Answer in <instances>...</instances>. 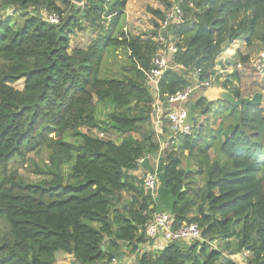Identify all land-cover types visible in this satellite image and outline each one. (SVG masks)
Segmentation results:
<instances>
[{"label":"trees","instance_id":"obj_1","mask_svg":"<svg viewBox=\"0 0 264 264\" xmlns=\"http://www.w3.org/2000/svg\"><path fill=\"white\" fill-rule=\"evenodd\" d=\"M152 1L162 9L149 11L161 20L174 0ZM126 2L0 0V264H57L58 251L80 264H108L124 248L137 254L136 264H239L234 254L264 264V104L196 100L190 133L171 138L160 156L153 198L143 176L161 144L145 71L160 44L151 38L157 29L151 36L125 30ZM180 7L183 21L169 28L178 49L159 98L209 80L242 97L233 83L242 79L238 62L250 67L248 55L216 59L238 40L264 47V0H182ZM86 30L90 42L69 49L70 35ZM120 49L128 68L102 77L107 56ZM218 63L233 66L223 81ZM18 81L21 89L13 86ZM261 81L264 88V71ZM98 106L109 110L104 122ZM40 150L50 152L49 165L34 173L49 178L30 182L11 169L17 157ZM143 156L150 157L138 165ZM155 212L170 213L174 227L197 224L201 238L142 248Z\"/></svg>","mask_w":264,"mask_h":264},{"label":"built area","instance_id":"obj_2","mask_svg":"<svg viewBox=\"0 0 264 264\" xmlns=\"http://www.w3.org/2000/svg\"><path fill=\"white\" fill-rule=\"evenodd\" d=\"M182 0H174L170 10L165 12L163 19L159 21V27L154 28L156 34L151 37L160 44L159 49L152 56L150 61V69L145 71L146 83L153 95L154 101L151 107V124L154 127L155 133L161 135L163 133L164 121L170 126L173 132L172 138H177L178 134H189V125H183V122L187 116V104L190 95L199 89H203L207 86L213 85L212 80L205 82H194L189 84L184 89L177 90L173 94L166 96V99L159 98L158 84L170 66V60L176 53L178 46L177 40L171 35L169 28L172 25L180 24L183 21V13L180 7ZM46 19L53 24L58 23L59 18L55 14H49ZM180 42V41H179ZM250 66L260 76L264 71V52L259 53L257 58H249ZM181 67L180 65H175ZM237 68H242L241 63L236 64ZM233 69V67H232ZM198 70L192 73V76L196 78ZM103 135V132L99 133V137ZM162 148L158 151L155 157L143 156L138 159V165H141L146 158H151L154 162V168L147 170L143 176V185L150 191L152 197L155 198L156 190L159 184L158 180V164L160 159V153ZM174 218L168 212H155L148 224L145 226V238L146 242L142 244V248L148 249L149 243L153 242L158 245L154 249L164 248L168 243L172 241H184L189 243L192 240H198L201 238V232L197 224L189 223L182 224L178 227H174ZM108 264H126L118 258H113Z\"/></svg>","mask_w":264,"mask_h":264},{"label":"rangeland","instance_id":"obj_3","mask_svg":"<svg viewBox=\"0 0 264 264\" xmlns=\"http://www.w3.org/2000/svg\"><path fill=\"white\" fill-rule=\"evenodd\" d=\"M78 4V3H76ZM149 8H162L160 4H158L155 1L152 0H127L125 4V30L131 34H140V35H146L151 36L152 32H154V28H157L155 24L158 25L160 20H157L153 14L149 11ZM92 32L91 31H84L79 32L75 31L73 34L69 37L70 42V48L79 46V47H85L92 38ZM230 49L234 51V54L232 58H230L228 55L231 54ZM228 52V53H224ZM264 52L263 44L260 40H255L250 46L246 45L245 41L238 40L230 45H224L222 52L217 56V61L221 62L225 59H233L236 58L238 54L248 55L249 58L255 59L259 55V53ZM228 54V55H227ZM129 63L127 60V55L124 50L120 49L114 53H109L107 56L104 65L101 70V76L102 77H118L122 73L125 72V70L128 68ZM232 67L230 66L226 69H222L220 66V63L216 66V73L221 74L219 79L220 81H223L226 78L227 74L232 73ZM242 72V79L241 81L233 83V85L239 87V91L242 96H251L253 92L255 91H264L263 83L261 81V77L259 74L256 73V71L250 66L248 68H242L240 69ZM218 85L220 83H217ZM14 87L21 89L22 88V81H18L13 84ZM193 99V98H190ZM191 101V100H190ZM109 110L105 108H101L98 106V117L99 120L105 121L106 116ZM197 114V112H196ZM168 125V124H167ZM83 132L88 133L89 135L99 137V133L103 132L100 129H92L87 130L86 128H81ZM170 135L173 136V132L171 129L168 130ZM170 136V140L172 137ZM102 139H112L115 141H119L121 137H123V134H119L112 131H105L103 132V135L101 136ZM160 144L163 143V138L160 137ZM165 145H163L161 155H163V151L167 148V146L170 144L169 141L164 142ZM50 152L48 150H40L37 152H32L27 155L26 159H22L21 157H17L14 161L10 163L11 169H17L19 170V174H21L22 177H24L27 181L34 182L40 180V178H49V177H41L40 175H37L34 173L35 169L40 168L44 171L47 170L48 158H49ZM187 160H184L182 162V166H186ZM62 170L67 173L69 168L63 167ZM143 172L141 171L139 173V177H141ZM202 177L199 176L198 181H201ZM201 183V182H200ZM98 227L97 224H94ZM57 256L62 254L61 251L57 252ZM232 259H234L239 264H244L242 257L240 254H234L230 256ZM135 261V260H134Z\"/></svg>","mask_w":264,"mask_h":264},{"label":"water","instance_id":"obj_4","mask_svg":"<svg viewBox=\"0 0 264 264\" xmlns=\"http://www.w3.org/2000/svg\"><path fill=\"white\" fill-rule=\"evenodd\" d=\"M84 0H73L74 3L82 4ZM7 8V12L8 7ZM193 98V99H190ZM200 98H205L207 101H225L229 104H232L234 106H242V104H249L253 106H259L264 104V91H255L252 93L251 96H242L240 98H236L232 92L229 90H226L222 88L218 84H213L210 86H207L203 89H199L194 91L190 97L187 104V116L183 122V125H189L192 126L194 124V119L196 117V100ZM191 100V101H190ZM102 251H106L104 246L101 247ZM244 260V258L242 257Z\"/></svg>","mask_w":264,"mask_h":264},{"label":"crops","instance_id":"obj_5","mask_svg":"<svg viewBox=\"0 0 264 264\" xmlns=\"http://www.w3.org/2000/svg\"><path fill=\"white\" fill-rule=\"evenodd\" d=\"M161 6V5H160ZM155 9H157V8H155ZM159 9H162V8H159ZM230 53L231 54H227L230 58H232V56H233V54H234V51H233V49L231 50L230 49ZM224 53H228V52H224ZM234 57V56H233ZM229 59V58H228ZM164 130V129H163ZM158 136H160V137H162L163 138V143L161 144V146L163 147V145H165L164 144V142H166V141H170V140H167V139H169L170 138V133H169V131H166V132H163L161 135L159 134ZM171 142V141H170ZM156 156V155H155ZM155 156H153V157H155ZM160 156H161V153H160ZM142 170V168L141 169H139L138 170V172L137 173H139L140 171ZM152 248V249H154L155 247H158V245L157 244H155V243H153V242H150L149 243V246H148V248ZM123 251L125 252L124 253V255L122 256V257H120V258H118V259H120L122 262H124V263H126V264H136V255L137 254H135V253H128L127 252V249L126 248H124L123 249ZM58 254H57V252L55 253V258H56V261H57V264H80V263H78L74 258H73V256L72 255H69V254H66V253H63L62 252V254H60L59 256H57ZM115 258H117V257H115ZM135 260V261H134Z\"/></svg>","mask_w":264,"mask_h":264}]
</instances>
